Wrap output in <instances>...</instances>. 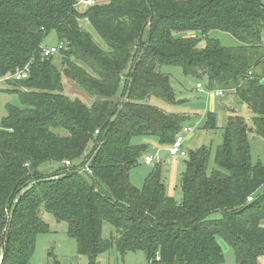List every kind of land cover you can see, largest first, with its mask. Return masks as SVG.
Here are the masks:
<instances>
[{
    "label": "trees",
    "instance_id": "trees-1",
    "mask_svg": "<svg viewBox=\"0 0 264 264\" xmlns=\"http://www.w3.org/2000/svg\"><path fill=\"white\" fill-rule=\"evenodd\" d=\"M97 1L81 12L79 0H0V78L29 67L27 79L5 82L23 107L7 105L0 125L1 264L30 263L37 236L49 230L43 211L67 223L89 264L112 251L144 252L148 264H224L219 238L236 264H261L264 165L252 162L249 132L264 139V0ZM84 21L103 46L81 29ZM211 31L240 45L208 40L201 48L179 36ZM51 32L64 47L59 64L58 54L41 51ZM163 67L231 92L253 115L251 130L240 115L228 118L212 169L209 147L189 151L181 203L168 195L159 165L143 189L130 182L148 151L133 139L173 145L187 119L149 103H181ZM63 76L91 103L67 96ZM204 129H218L215 114ZM87 159L91 175L65 166ZM44 165L58 168L48 174Z\"/></svg>",
    "mask_w": 264,
    "mask_h": 264
},
{
    "label": "rangeland",
    "instance_id": "rangeland-1",
    "mask_svg": "<svg viewBox=\"0 0 264 264\" xmlns=\"http://www.w3.org/2000/svg\"><path fill=\"white\" fill-rule=\"evenodd\" d=\"M79 10L84 12L87 8L84 5H79ZM83 28L91 33L95 42L103 46L104 43L100 36L93 30L87 21L83 22ZM181 37L196 38L200 40V47L205 48L208 40H218L223 47L233 48L240 45L239 41L235 39L231 34L222 31H211L207 35H203L201 32H186L180 34ZM44 46L59 48L60 43L55 32H51L44 41ZM59 54L56 57V63L59 64ZM162 72L167 74L172 79V84L176 97L181 103L177 105H169L158 98H152L149 103L157 106L167 113H175L186 116V120L183 123V128H191L192 131L184 135V143L181 151L188 155L189 151L196 150L202 146L209 147L215 154L217 146L223 139V130L217 129L213 132H208L204 129V125L208 116V112H204L210 103L214 104L217 112H215L217 120L219 122L220 113L225 110V117L227 120V112L235 110L237 114L232 112L231 116L240 115L243 117L249 129H254L253 115L249 111L248 107L240 102L236 96L231 92L225 93L224 97H218L215 91H209L203 80H198L193 77L184 75L183 71L179 67H163ZM203 84L202 90H197V84ZM63 85L65 88V94L72 99L81 98L91 103V99L83 96L80 93L78 87L68 78L63 76ZM14 87L6 85L4 78H0V125L3 119L7 115L6 106L13 105L22 108L23 105L19 96L16 93L11 92ZM224 104L228 110L224 108ZM211 108V107H210ZM223 109V110H222ZM208 111V110H207ZM225 121V120H224ZM144 138H135L132 143L134 145L142 143ZM249 143L251 147V156L253 164L261 163L264 165V139L252 131L249 132ZM148 153L155 158L153 166H147L141 163L140 166L134 168L130 172V182L137 189H143L145 181L156 165L160 167L162 178L166 184L167 193L171 197L175 198L177 202L181 203L183 200V192L181 189V176L185 171V161L187 156L180 158L179 161H173L166 151H161L159 147L147 144ZM164 150V149H163ZM161 156L164 158V163L160 164ZM176 164L179 169V175L174 181ZM58 165H44L41 170L48 174L55 172ZM43 222L49 227L47 233L39 234L36 239L35 251L29 264H89L87 257L79 255L78 244L75 238L69 236L68 225L65 222H59L56 218L46 212H42L41 216ZM214 218L219 219V215H215ZM111 228L105 226L103 230V236L108 237L110 235ZM221 244L225 263L224 264H236V255L232 247L226 244L219 238ZM1 254V249H0ZM118 254V253H117ZM128 258H122L117 255L120 264H147L146 255L144 252H136L127 254ZM261 264H264V259L261 260Z\"/></svg>",
    "mask_w": 264,
    "mask_h": 264
},
{
    "label": "built area",
    "instance_id": "built-area-1",
    "mask_svg": "<svg viewBox=\"0 0 264 264\" xmlns=\"http://www.w3.org/2000/svg\"><path fill=\"white\" fill-rule=\"evenodd\" d=\"M84 5L87 9L88 8H92L94 6H96L98 4L97 0H79V5ZM263 43H264V38H263ZM64 49L63 46H59V48H55V47H42L41 51L44 57H52L55 56L56 54H58V52L60 50ZM252 72L248 73V76H251ZM29 76V67H26L24 70L20 71L19 73L12 75V76H7L6 78H4V82H8V81H22L24 79H27ZM197 90H202L204 88L203 84L198 83L197 84ZM216 95L218 97H224L225 96V92L223 90H216ZM192 131L191 128H183L180 133L177 135L176 137V141L175 143L171 146L170 148V154L174 157L178 156V158H184L186 156H188L186 153L181 151L182 145L184 143V135L188 134ZM99 132H97L98 134ZM155 162V158L153 156H146L144 158V164L147 166H153ZM65 166L68 169H75L77 170L79 173L83 174V175H91L92 174V169H91V159L90 160H85L84 162H72V161H66L65 162ZM252 200V198L250 199V201ZM18 199L16 198L15 200H13V203L11 205H9L7 207L6 210V216L7 219L10 220L12 218V209L13 206L15 204H17ZM11 206V207H10ZM1 234H0V249H1V254H0V264L3 261V245H2V241H1Z\"/></svg>",
    "mask_w": 264,
    "mask_h": 264
},
{
    "label": "crops",
    "instance_id": "crops-1",
    "mask_svg": "<svg viewBox=\"0 0 264 264\" xmlns=\"http://www.w3.org/2000/svg\"><path fill=\"white\" fill-rule=\"evenodd\" d=\"M211 107V108H210ZM224 108L226 109V111L228 110L227 106L224 104ZM208 110V111H207ZM223 110V109H222ZM225 110H223L222 113H220L219 115V122L217 120V126H218V129H224V127L226 126L227 124V120L228 118L231 116L232 114V111L229 110V112H227V120H226V117H225ZM204 112H208V114H216L215 112H217L214 104L210 101L209 105H208V109L206 108L204 110ZM207 119H208V116H207ZM207 119H206V122H207ZM225 120V121H224ZM205 122V124H206ZM205 126V125H204ZM223 139L221 140V143H222ZM144 144H150V145H153L154 147H159L160 148V152L162 151H166L169 156L171 157V159L173 161H179L180 158H178V156L174 157L170 154V148L172 145H160L159 141L156 139V138H148V139H144L143 142ZM219 143V144H221ZM164 149V150H163ZM214 151H212V157H211V164H210V167L211 169L213 168L214 166V157H215V154L213 153ZM146 156H151L148 151L146 153V155L144 156V158ZM144 158L142 160V163H144ZM160 164H163L164 163V158L161 156L160 158V161H159ZM174 170H175V178L173 179L174 181L176 180V178L178 177L179 175V169H177V166L176 164L174 165ZM170 196V195H169ZM117 255H120L119 253L117 254L116 251H112L110 253H107V254H104V255H101L99 258H98V263L97 264H120L119 262V259L117 258L118 256ZM121 256V255H120ZM122 258H128L129 256L126 255V256H121ZM148 264V263H147Z\"/></svg>",
    "mask_w": 264,
    "mask_h": 264
},
{
    "label": "water",
    "instance_id": "water-1",
    "mask_svg": "<svg viewBox=\"0 0 264 264\" xmlns=\"http://www.w3.org/2000/svg\"><path fill=\"white\" fill-rule=\"evenodd\" d=\"M83 30V27L81 28ZM234 114H237V112L235 110L232 111Z\"/></svg>",
    "mask_w": 264,
    "mask_h": 264
}]
</instances>
